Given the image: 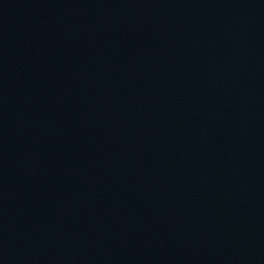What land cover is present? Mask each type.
<instances>
[{
  "label": "water",
  "instance_id": "water-1",
  "mask_svg": "<svg viewBox=\"0 0 264 264\" xmlns=\"http://www.w3.org/2000/svg\"><path fill=\"white\" fill-rule=\"evenodd\" d=\"M0 264H264V0H0Z\"/></svg>",
  "mask_w": 264,
  "mask_h": 264
}]
</instances>
